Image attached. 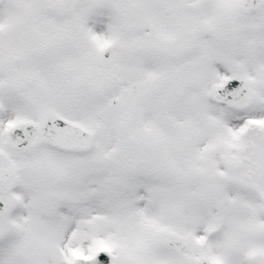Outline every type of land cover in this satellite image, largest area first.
Wrapping results in <instances>:
<instances>
[{"label":"snow or ice","instance_id":"1","mask_svg":"<svg viewBox=\"0 0 264 264\" xmlns=\"http://www.w3.org/2000/svg\"><path fill=\"white\" fill-rule=\"evenodd\" d=\"M0 264H264V0H0Z\"/></svg>","mask_w":264,"mask_h":264}]
</instances>
